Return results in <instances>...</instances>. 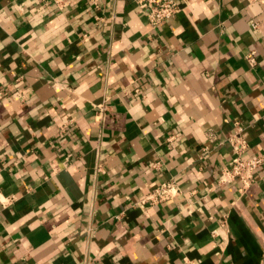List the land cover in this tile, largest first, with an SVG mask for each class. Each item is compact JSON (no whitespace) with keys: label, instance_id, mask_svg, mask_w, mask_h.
<instances>
[{"label":"crops","instance_id":"obj_1","mask_svg":"<svg viewBox=\"0 0 264 264\" xmlns=\"http://www.w3.org/2000/svg\"><path fill=\"white\" fill-rule=\"evenodd\" d=\"M174 1L0 0V264H264V0Z\"/></svg>","mask_w":264,"mask_h":264},{"label":"built area","instance_id":"obj_2","mask_svg":"<svg viewBox=\"0 0 264 264\" xmlns=\"http://www.w3.org/2000/svg\"><path fill=\"white\" fill-rule=\"evenodd\" d=\"M134 2L153 29H157L164 21L174 18L180 11V6L174 0H134ZM252 28L257 29V23H253ZM255 55V52H251L246 57L251 65L256 64ZM104 109V105L100 106V111ZM235 128V133L229 138L234 157L230 166L222 171L218 182L220 184L238 182L242 190L247 191L255 182L256 171L264 164V155L245 156L249 144L243 136L242 127L236 123ZM152 168L161 171L162 165L160 162H155ZM178 195L180 189L174 182L161 183L153 190L148 201L154 204L164 203L173 201Z\"/></svg>","mask_w":264,"mask_h":264}]
</instances>
